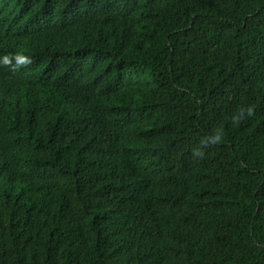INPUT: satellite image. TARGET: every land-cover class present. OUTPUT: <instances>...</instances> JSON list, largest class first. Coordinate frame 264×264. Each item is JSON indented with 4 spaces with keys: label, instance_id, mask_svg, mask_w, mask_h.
Wrapping results in <instances>:
<instances>
[{
    "label": "trees",
    "instance_id": "trees-1",
    "mask_svg": "<svg viewBox=\"0 0 264 264\" xmlns=\"http://www.w3.org/2000/svg\"><path fill=\"white\" fill-rule=\"evenodd\" d=\"M0 264H264V0H0Z\"/></svg>",
    "mask_w": 264,
    "mask_h": 264
},
{
    "label": "clouds",
    "instance_id": "clouds-1",
    "mask_svg": "<svg viewBox=\"0 0 264 264\" xmlns=\"http://www.w3.org/2000/svg\"><path fill=\"white\" fill-rule=\"evenodd\" d=\"M13 59L15 60V68L13 69L14 71L18 70L20 67H25L32 63V59L29 56H26L23 54H17L14 57H9L6 55L3 57L2 63L5 66L11 65ZM246 111L249 116L253 114V110L251 107L247 108ZM244 115H245V109L242 108L238 115H234L232 117L233 124L234 125L239 124L241 119L244 118ZM223 139H224V130H223V127L221 126L220 128L215 130L214 134L201 140V145L203 147H207L210 144L215 145V144L222 142ZM193 155L197 157H203L204 152L202 149L198 148L194 150Z\"/></svg>",
    "mask_w": 264,
    "mask_h": 264
}]
</instances>
